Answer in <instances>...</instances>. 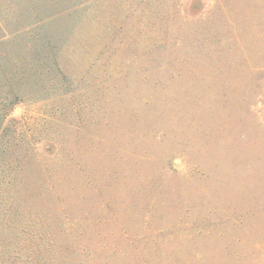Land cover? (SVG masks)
Instances as JSON below:
<instances>
[{
  "label": "rangeland",
  "instance_id": "1",
  "mask_svg": "<svg viewBox=\"0 0 264 264\" xmlns=\"http://www.w3.org/2000/svg\"><path fill=\"white\" fill-rule=\"evenodd\" d=\"M0 22L58 68L0 124V264H264V0H0Z\"/></svg>",
  "mask_w": 264,
  "mask_h": 264
},
{
  "label": "trees",
  "instance_id": "2",
  "mask_svg": "<svg viewBox=\"0 0 264 264\" xmlns=\"http://www.w3.org/2000/svg\"><path fill=\"white\" fill-rule=\"evenodd\" d=\"M6 37L10 41L0 48V124L21 102L25 87L44 90L43 79H58L49 34L34 29L8 31L0 22V42Z\"/></svg>",
  "mask_w": 264,
  "mask_h": 264
}]
</instances>
